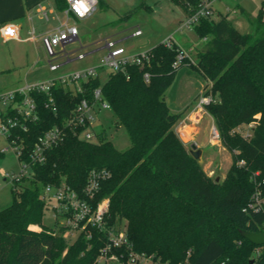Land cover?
Segmentation results:
<instances>
[{
  "label": "trees",
  "instance_id": "16d2710c",
  "mask_svg": "<svg viewBox=\"0 0 264 264\" xmlns=\"http://www.w3.org/2000/svg\"><path fill=\"white\" fill-rule=\"evenodd\" d=\"M170 1L186 16L202 4ZM54 2L60 11L67 7L66 0ZM261 5L251 34L239 33L220 13L201 17L193 29L199 39L207 38L206 46L196 61L184 60L179 66L194 68L212 83V102L204 109L233 158L222 182L204 173L173 130L181 113L169 111L165 94L179 69L172 66L178 54L175 44L169 48L160 43L148 50L150 64L143 68L109 72L104 81L90 77L82 82L80 93L54 87L55 112L46 107L45 94L31 91L38 119L27 124L26 132L13 133L23 139L18 160L30 164L31 174L15 180L28 185L15 187L13 204L0 211V264H95L106 243L105 231L88 227L70 242L65 227L44 228L47 206L39 197L43 186L64 181L82 198L92 170L107 173L92 206L110 200L106 227L125 222L131 250L151 257L152 264H264V250L250 257L263 247L240 234L264 233V206L249 208L254 195L264 197V0ZM98 88L117 126L125 128L130 147L118 150L104 131L97 133L96 142H87L66 128L64 138L46 151L43 163H30L37 138L62 126L81 99L92 102ZM240 125H251L248 137L232 132ZM119 253L127 264L126 250Z\"/></svg>",
  "mask_w": 264,
  "mask_h": 264
},
{
  "label": "rangeland",
  "instance_id": "374dc122",
  "mask_svg": "<svg viewBox=\"0 0 264 264\" xmlns=\"http://www.w3.org/2000/svg\"><path fill=\"white\" fill-rule=\"evenodd\" d=\"M96 2V10L90 17L84 20L68 19V25L74 23L78 29L79 39L66 45L65 51L69 53L71 59L77 57L78 53H82L84 58L82 60L73 59L71 63L64 65L63 63L67 60L62 57L60 49L57 48L58 53L54 63L63 65L57 71L50 72L47 66V56L43 50H40L38 53L40 65L34 72L36 76H39L38 78L42 80L54 79L61 74L99 65L106 54L104 44L107 40L117 41L118 45L129 52H143L171 36L179 47L190 51L192 61L197 60L199 51L204 50L206 46V42L198 38L193 27H183L180 31L178 30L184 22L186 14L170 0H96ZM261 6V0H215L212 4L215 12L213 18L217 16L218 12L222 13L239 33L251 34L254 32ZM241 10L243 11L241 12ZM56 13L54 16L49 15L48 21L43 20L39 24L49 29L66 21L63 12L57 10ZM262 20L264 23V12ZM137 30H140L141 34L135 36L134 33ZM27 52L30 53L32 50L25 49V46H9L0 40V68L11 63L12 60L14 62L25 60ZM98 72L101 80L104 81L109 70L103 68ZM11 74L14 75V72L0 73L2 84L14 80L11 79L12 77H7ZM211 86V81L202 78L194 68L184 65L177 70L175 80L166 91L165 101L171 113H181L177 124L173 126V130L180 140L183 132L190 131L189 128H186L180 134L181 127L178 128V126L182 120L186 124L192 125V128L195 126L196 133H192L190 137L184 133L182 139L185 142L182 141V143L188 153L193 144L197 149L203 151L201 168L212 181L219 183L224 180L231 166L232 154L221 145L222 142H220L213 117L205 109L200 112L194 108L200 97L210 95ZM95 119L96 129L94 131L96 133L104 131L107 140L111 141L120 151L130 147V139L125 128L121 125L117 126L115 116L111 111H99L95 115ZM250 129L249 126L240 125L232 132L248 137ZM214 133L218 137L214 136ZM6 147H8V143L0 135V211L13 204L15 187L19 189L28 185L27 181L15 182V178L21 174V163L17 160L14 151L7 150L2 154ZM28 173L29 170H26L25 176H28ZM259 200L264 201V197H259ZM47 207L42 221L44 228L50 231L63 226V219L59 215L53 217L55 202H49ZM121 226H125V222H122ZM30 229L33 231L42 230L38 226H31ZM64 234L70 242H73L77 236V233L65 232ZM263 250L264 247L252 251L250 257L255 258Z\"/></svg>",
  "mask_w": 264,
  "mask_h": 264
},
{
  "label": "built area",
  "instance_id": "2783aa9c",
  "mask_svg": "<svg viewBox=\"0 0 264 264\" xmlns=\"http://www.w3.org/2000/svg\"><path fill=\"white\" fill-rule=\"evenodd\" d=\"M215 0H202L200 7L190 16H185V20L178 28L180 31L183 27L191 28L201 17H213L215 12L212 4ZM67 7L64 10L66 20L72 18L73 20H84L90 17L96 10V0H66ZM40 13L45 20H48L49 13L38 6ZM2 36L4 38H13L16 34L15 29L11 25L3 26ZM140 30H137L134 35H140ZM78 29L75 25H68L66 22L53 28L49 32L40 37V42L43 44V49L47 56V66L52 72L58 70L61 65L55 64L57 51L60 49L62 57L70 61L69 53L65 51L68 44L78 41ZM207 42V38L202 39ZM166 47L177 46V57L173 63V68H179L184 60L190 63L194 61L190 58V51L179 47L173 38L170 36L162 42ZM106 54L103 56L99 65L77 70L71 73L61 74L54 79L43 80L32 85H26L24 88L16 90L0 92V135L7 141L8 147L3 149L2 154L11 150L17 158H21L23 154V139L18 135H14L15 129H21L23 132L28 130L27 124L35 122L38 119L36 103L29 95L31 91H36L46 95V107L53 112L56 111V102L52 91L54 87L60 85L64 89L71 91L73 94L82 92V82L90 77L99 75V69L106 68L109 72H125L129 66H138L143 68L150 64L151 56L148 51L143 52H129L124 47L117 44L115 41L107 40L104 44ZM84 55L78 53L75 59L82 60ZM101 77V76H100ZM145 82L149 81V73L143 74ZM212 102L211 96H202L198 100L195 109L202 112L205 105ZM108 102L101 98L100 88L95 89L93 93V101L81 99L76 105L74 114L65 120L62 126H54L40 135L31 151L29 152L30 163H43L45 161V153L48 149L57 145L62 138H64L66 128H69L79 139L87 142H96L97 133L95 115L99 111H111ZM251 127V125H249ZM77 129V131H76ZM79 129V130H78ZM214 136L218 137L214 133ZM19 161V160H18ZM21 163V174L15 178L17 180L21 176H25L26 170H29L28 175L31 174L30 164L24 161ZM243 164V161H240ZM107 176L104 171L98 170L90 171L87 183L83 188V197L79 193L71 189L64 181L59 185H45L41 188L40 198L48 206L51 201L55 202L53 208V217L59 215L63 219V227L66 228V233H77L78 237L81 231L88 227H94L106 233V243L100 249L99 255L95 264H124V256L119 253V250L124 249L127 252V264H152L151 257L145 254L136 253L131 250V246L127 239L125 226L106 227L105 215L108 212L109 201L107 198L96 203L93 207L91 200L98 189L99 182ZM249 208L258 209L255 207L264 206V201H260L258 195L253 196ZM48 208V207H47ZM75 238V239H76ZM118 251V252H115Z\"/></svg>",
  "mask_w": 264,
  "mask_h": 264
},
{
  "label": "crops",
  "instance_id": "0c3cea01",
  "mask_svg": "<svg viewBox=\"0 0 264 264\" xmlns=\"http://www.w3.org/2000/svg\"><path fill=\"white\" fill-rule=\"evenodd\" d=\"M38 6L44 8L49 13V15L54 16L55 14H57L56 11L58 9L56 8L54 0H0V40L2 42H5L9 46H25V49L32 50V52L26 53L25 60H22L21 62H14V60H12L11 63L1 66L0 73L4 71L9 73L10 71H12L14 72V75H7V77H12L11 79L14 80H11L10 82L8 81L5 84H2L0 80V92L24 88L26 85H32L34 83L43 81L42 79L38 78L39 76H36L34 74L35 70H37L38 66L40 65L38 53L40 52V50H43V52H45L42 46L43 44H41L40 42V37L53 28L48 29L44 27V25L39 24V22L45 19L40 13ZM242 11L243 10H241V12ZM60 12H63L64 14V10ZM64 22L68 24V19ZM5 25H11L15 29L16 34L13 38L7 39L2 36V30L4 28L3 26ZM175 43L177 44V42ZM30 46L31 48L29 49ZM73 59L75 58H70V61L63 64H69ZM63 64L60 65L62 66ZM179 125L180 126H178V128L181 127L180 134H182V132L186 130V128H189L190 131L183 132V134L185 133L184 135L190 137L192 133H196L195 126H193L194 128H192V125L186 124L183 120L179 123ZM183 134L181 135L182 138L184 136ZM182 138L181 141H183ZM184 142L185 141H183V143Z\"/></svg>",
  "mask_w": 264,
  "mask_h": 264
},
{
  "label": "water",
  "instance_id": "95a60500",
  "mask_svg": "<svg viewBox=\"0 0 264 264\" xmlns=\"http://www.w3.org/2000/svg\"><path fill=\"white\" fill-rule=\"evenodd\" d=\"M202 152L203 151L201 149L196 148L195 144L191 145V149L189 153L195 160H197V162L200 165L202 164V158H203ZM240 234L243 238L250 241V243H252L253 245L264 247V233H253V232L242 231Z\"/></svg>",
  "mask_w": 264,
  "mask_h": 264
}]
</instances>
